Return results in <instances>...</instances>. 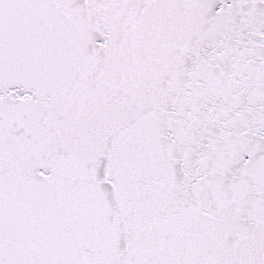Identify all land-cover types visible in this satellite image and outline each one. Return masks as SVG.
<instances>
[{"label":"snow or ice","instance_id":"6c2138e0","mask_svg":"<svg viewBox=\"0 0 264 264\" xmlns=\"http://www.w3.org/2000/svg\"><path fill=\"white\" fill-rule=\"evenodd\" d=\"M0 264H264V0H0Z\"/></svg>","mask_w":264,"mask_h":264}]
</instances>
